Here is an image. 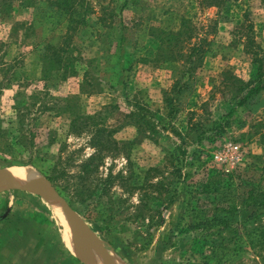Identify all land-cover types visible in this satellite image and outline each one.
Returning <instances> with one entry per match:
<instances>
[{"label":"rangeland","instance_id":"374dc122","mask_svg":"<svg viewBox=\"0 0 264 264\" xmlns=\"http://www.w3.org/2000/svg\"><path fill=\"white\" fill-rule=\"evenodd\" d=\"M123 1L83 0L86 19L99 22L98 34L78 33L65 46L61 35L67 15L51 4L58 0H0V168L24 165L15 169L27 176L35 171L27 166H33L99 235L116 264H264V208L247 218L250 208L239 199L259 179L261 170L255 167L264 166V90L237 104L246 89L240 87L257 80L258 67L264 73V0H226L217 6H200L199 0H140L126 6L119 16L127 27L128 79L115 90L101 76L117 49L114 32L120 19L113 14ZM180 17L189 20L180 39L190 34L185 38L190 45L206 39L203 60L180 79L187 87L179 93L173 89L175 73L166 82L155 76V87L147 89L150 99L135 61L156 51L146 31L175 33ZM30 27L35 31L26 36ZM49 40L72 49L75 75L64 79L61 70L53 69L50 80L41 79L39 53ZM176 68L182 70L177 63ZM70 94L77 96L78 113L94 116L90 129L105 124L116 140L133 142L102 154L104 160L90 176L101 178L96 198L83 203L74 200L72 184L95 149L88 128H69L70 115L63 109L68 102L54 107ZM168 97L176 99L171 115ZM137 102L149 111L154 128L149 124L140 132L128 116ZM228 145H237L236 153L226 151ZM63 168L68 177L58 178L59 188L47 173ZM109 175L113 178L104 185ZM232 203L239 215L229 214L227 227L189 228L193 220H212ZM53 207L29 192H0V215L6 214L0 219L2 261L87 264L61 243L64 226Z\"/></svg>","mask_w":264,"mask_h":264},{"label":"trees","instance_id":"16d2710c","mask_svg":"<svg viewBox=\"0 0 264 264\" xmlns=\"http://www.w3.org/2000/svg\"><path fill=\"white\" fill-rule=\"evenodd\" d=\"M7 1V0H6ZM226 0H199L200 6L207 5V6H217L222 4ZM5 2V1H4ZM140 0H124L119 11L117 13H114V18H117V15H120V12L123 8H125L128 5L131 4H138ZM83 0H58V2L51 3L52 5H55L58 9H60L63 14L65 13L67 17H65V23L63 24L65 26L61 37L63 39L65 38V46L70 45V40H73V38L79 33L80 35L84 33L85 31H90L91 34L94 33L95 36L98 34L99 29V22H90L86 19V10L81 9L83 7L82 4ZM120 20L118 22V27L120 26L119 30L118 28H115L117 32H114L116 34V40H117V49L109 56V58H113V60L109 61L105 66V72H108L110 70L111 73H113L114 76L117 77L116 84L118 87L119 82L121 81L120 78L124 75V73L127 71V68L124 67V58H122L125 54L124 48L128 46L127 42V35L125 30L127 27L125 26L124 20L121 19V17H118ZM180 23H179V30L177 32L172 33L164 28H156L158 32H152L146 31V34L154 37L156 41L158 42V50H157V57L159 60H162V62H165L166 64H175L176 63L181 67L183 70H179V78L173 83V89L175 90V93L181 92L185 87H187V83L181 82L180 79L185 77L186 72L193 71L200 62L203 60L204 56V50L202 42L205 43L206 39L203 38L201 43L198 45L196 42H192V45L189 43L186 44L185 41H188L186 36L190 37V34H186L184 38L180 39V37L184 34V28L186 27L189 20L185 17H180ZM118 21V20H117ZM152 29V28H150ZM35 31L34 28L30 27L26 29L25 35H29L31 32ZM120 31V32H119ZM183 33V34H182ZM51 41L45 43L44 47L42 48V52L39 53V61L42 62V68H41V79L47 82L52 78V70H61L62 71V77L64 79L70 77V75L76 74V65L75 62L76 59L74 58V54L71 53V48H66L65 46H56L55 44L50 43ZM187 45V48L185 49L183 47V44ZM39 44V43H38ZM247 48L249 50L250 46L247 45ZM252 52V51H250ZM103 57V56H102ZM101 57V58H102ZM258 59H255L257 61ZM260 62V61H258ZM190 64L188 68L186 67L187 64ZM86 75V73H85ZM264 73L262 72V68L258 67V78L256 81L251 82L250 80L247 82L246 86H241L239 90H245V93L239 98L237 104L243 105L247 102L249 98H251L254 95H257L262 90H264ZM91 81H87V84H91ZM252 83V84H251ZM110 85V84H109ZM114 84H111V88L117 89V87ZM166 91L164 92V94ZM77 96L76 95H69L65 98H61L60 100H56V103L54 104V107L56 105H61L62 103L68 102L67 105L63 106V109L65 108V112L70 115L69 117V128L74 129L77 131H81V128L86 127L90 132H92V136L89 140V143L92 145L95 149V151L89 155L84 161L80 164V171L77 174L76 181H73V193H77V197L74 199L75 201H79L80 203L85 202L87 199L94 198L95 191L98 190V181L101 180L100 177L95 176L94 179L90 180V176L97 170V167L100 162H102L103 159V153L108 154L118 151L124 145L130 144L132 141H118L116 140L112 135L113 131L112 129H109L108 126L105 124H98L94 123L93 129L89 128L90 122H88L90 119H92L93 115L83 116L82 114L78 113L77 106ZM175 97L173 98H166L165 104L168 108L170 106V110L168 111V114L171 115L175 107ZM65 101V102H64ZM148 110L140 104V102H137L134 104V109L128 114V116H133V118L136 121V128L142 132L145 126L151 125V128H154V124H152L150 120V117L148 116ZM230 113V112H229ZM228 113V114H229ZM215 123V122H214ZM133 143V142H132ZM185 151L183 150L181 154H184ZM109 155V154H108ZM105 156V155H104ZM28 163H32V161H28ZM33 164V163H32ZM255 169H260V177L259 179L251 182L250 188L247 187L245 189V192L242 193L241 196H239V199L242 201V203L246 204L247 208L249 209V213L247 218L259 215L260 211L262 210V207L264 208V166L262 167H255ZM82 170V171H81ZM152 170L149 169V172ZM176 172L181 176L180 169L176 168ZM134 175L131 174V176ZM64 181L67 180L68 173L64 170V168L61 171L54 173H47V178L51 180L53 183H55V186L58 183V178L63 177ZM69 177H75V175H70ZM113 177L107 176L105 180L104 185H107L111 181ZM90 182V183H89ZM163 180L158 181V186H163L164 184ZM147 184V183H146ZM133 185V184H132ZM170 184H168L169 186ZM174 185V192L178 190L177 183H173ZM204 187H208L209 184H203ZM241 184H238L240 186ZM136 185H133L131 187L134 189ZM166 187V186H165ZM60 188V187H59ZM166 191L169 192L168 187H166ZM103 192L105 190L103 189ZM255 193V194H254ZM99 197V196H98ZM96 198V197H95ZM233 201V200H232ZM144 205V203H143ZM147 206V205H146ZM145 206V207H146ZM220 209V208H216ZM151 210V209H150ZM231 211V213H229ZM220 212H222L219 216H214L212 220L210 219H198L196 221H192L189 228L195 229V228H201L204 229L205 227H210L215 224L224 223L225 227H227V224L229 219L227 218L229 214H232V216H238V210L237 205L231 204L227 208H221ZM259 212V213H258ZM217 217V218H216Z\"/></svg>","mask_w":264,"mask_h":264},{"label":"crops","instance_id":"0c3cea01","mask_svg":"<svg viewBox=\"0 0 264 264\" xmlns=\"http://www.w3.org/2000/svg\"><path fill=\"white\" fill-rule=\"evenodd\" d=\"M148 35V34H147ZM148 38V37H147ZM149 39H152L154 42H155V48H156V51H155V53H154V55L152 56V57H140L139 59H137L136 61H135V64L138 66V68H141V75H142V79H143V81L145 82L144 84H145V88H143L144 89V93H146V95H147V97H151V96H153L152 94H149L148 95V86H150V89H152V88H154L155 87V84H156V77L155 76H158L157 77V79L158 80H160V78H161V76H164V77H166V79H164V81L166 82L169 78H170V76L172 75H174V73H175V77H174V81L173 82H175L178 78H179V74H178V72H177V68H176V65L175 64H166L165 62H162V60H159L158 59V57H157V48H158V42L156 43V40L155 39H153V37L152 36H150L149 35ZM153 42V43H154ZM154 46V45H153ZM99 57V56H98ZM97 58V57H96ZM122 58H124V56L122 57ZM125 58H124V67L125 68H127V69H129V67H127L126 65H125ZM170 72H171V75H170ZM122 78V77H121ZM120 78V79H121ZM116 79H117V77L116 76H114L113 75V73H111L110 72V70L108 71V72H103V74H102V76H101V80H103L105 83H108V85L110 84H116ZM127 79H128V76H126V75H124L123 76V78L121 79V82H119V83H121V84H125V82H127ZM122 80H123V82H122ZM125 81V82H124ZM139 84L142 86V84L143 83H141L140 82V78H139ZM120 84V85H121ZM109 85V86H110ZM160 85H162L163 86V84L162 83H160ZM116 87H117V85H115ZM127 98H130V97H127ZM151 99V98H150ZM15 166H24V165H20V164H9L7 167L11 170V168L12 167H15ZM26 166V165H25ZM27 167H31V168H34L33 166H27ZM35 169V168H34ZM37 171V170H36ZM38 173H39V175H40V177L42 176V174L39 172V171H37ZM3 189H1L0 188V192L2 191ZM5 190H7V189H5ZM20 191H22V190H20ZM25 192H27V191H25ZM30 193V192H29ZM30 194H34V195H36V196H39V197H41L40 195H38V194H35V193H30ZM43 198V197H42ZM56 207H60V206H58V205H56V204H54ZM9 211V206L6 208V212H8ZM54 212V211H53ZM55 214L56 213H58V211H57V208H56V212H54ZM54 214V216L56 217V219L64 226V223L62 222V220H61V218L59 217V215L57 214V215H55ZM6 215V214H5ZM5 215H0V219H6V216ZM65 219V218H64ZM66 221V220H65ZM66 224H67V221H66ZM67 227H68V232H67V230L64 228L63 229V234H62V237H61V240H62V244H63V246L65 247V249L66 250H68V251H70V253H72V255L74 254V256L76 255V258H77V260H79L78 258H80L81 260H84V262H86L87 264H102V260H101V257H100V255L98 254V252L96 253V247H95V245H94V243H92L90 240H88V239H81L80 237H78V236H76L73 232H72V230H71V228L69 227V225H67ZM91 228V227H90ZM92 229V228H91ZM93 230V229H92ZM70 231V232H69ZM94 231V230H93ZM95 232V231H94ZM96 233V232H95ZM73 234V235H72ZM96 235L99 237V235L96 233ZM100 238V237H99ZM101 239V238H100ZM73 241V242H72ZM79 245L81 246V247H86L87 249L89 248V247H93L94 248V250L95 251H92V250H90V249H88V250H90V251H92V254L90 255L91 256V259H86L85 258V256L82 254V250H79ZM32 251H34L35 249H31ZM35 251H37V250H35ZM38 252V251H37ZM5 252H3V251H1L0 252V259H1V261H0V264H11L10 263V261H9V259H6L5 261L3 260L2 261V258H3V256H2V254H4ZM96 253V254H95ZM17 254L19 255V253L17 252L16 253V256H17ZM21 255L22 256H24L23 255V253H21ZM37 255V254H36ZM9 256H11V253H10V255ZM31 256H33V254H31ZM39 256V255H38ZM65 259L63 258V261H64ZM67 261V263H70V261L67 259L66 260ZM15 262H16V260H15ZM13 263V264H16V263ZM78 262V261H77ZM20 263V262H19ZM79 263V262H78ZM20 264H24L23 263V260H22V262L20 263ZM64 264V263H63Z\"/></svg>","mask_w":264,"mask_h":264},{"label":"water","instance_id":"95a60500","mask_svg":"<svg viewBox=\"0 0 264 264\" xmlns=\"http://www.w3.org/2000/svg\"><path fill=\"white\" fill-rule=\"evenodd\" d=\"M0 188L1 189H18L35 193L42 196L49 202L60 206L63 216L73 233L81 239H88L95 245V249L101 257L102 264H116L114 257L105 250L102 239L90 228V226L80 217V215L71 207L68 201L59 192L50 185L44 176H41L39 184H25L21 182L15 174L8 168H0ZM79 250L86 259H91L92 251L79 245Z\"/></svg>","mask_w":264,"mask_h":264},{"label":"bare ground","instance_id":"6f19581e","mask_svg":"<svg viewBox=\"0 0 264 264\" xmlns=\"http://www.w3.org/2000/svg\"><path fill=\"white\" fill-rule=\"evenodd\" d=\"M17 168L19 166H16ZM16 167H12L11 168V171L15 174V176L23 183L25 184H39L41 183V177L39 175V173L36 171V169H34L35 171H30L29 175L25 176L27 173L24 172L23 170H19V169H15ZM56 208H57V211H58V215L59 217L61 218L62 222L64 223V228L67 230L68 232V227L66 224V221L63 217V214H62V211H61V208L60 207H53V211L56 212ZM72 230V229H71ZM70 232V231H69ZM73 232V231H72ZM73 235V234H72ZM73 242V241H72ZM94 251V250H93Z\"/></svg>","mask_w":264,"mask_h":264},{"label":"built area","instance_id":"2783aa9c","mask_svg":"<svg viewBox=\"0 0 264 264\" xmlns=\"http://www.w3.org/2000/svg\"><path fill=\"white\" fill-rule=\"evenodd\" d=\"M237 148H238L237 145H228V146L226 147V151H228V152L234 154V153H236ZM226 151H225V153H226Z\"/></svg>","mask_w":264,"mask_h":264}]
</instances>
